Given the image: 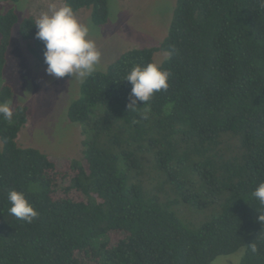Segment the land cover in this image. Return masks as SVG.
Returning a JSON list of instances; mask_svg holds the SVG:
<instances>
[{
	"label": "trees",
	"instance_id": "obj_1",
	"mask_svg": "<svg viewBox=\"0 0 264 264\" xmlns=\"http://www.w3.org/2000/svg\"><path fill=\"white\" fill-rule=\"evenodd\" d=\"M62 1L108 22V0ZM15 24L32 57L72 76L9 9L0 77ZM67 118L82 160L19 147L28 109H0V264H211L242 247L240 264H264V0H175L160 44L89 73ZM180 205L213 213L188 227Z\"/></svg>",
	"mask_w": 264,
	"mask_h": 264
},
{
	"label": "rangeland",
	"instance_id": "obj_2",
	"mask_svg": "<svg viewBox=\"0 0 264 264\" xmlns=\"http://www.w3.org/2000/svg\"><path fill=\"white\" fill-rule=\"evenodd\" d=\"M174 4L175 0H108V22L96 26L90 21L89 10L68 13L62 0H0V14L13 9L19 20L33 17L55 53L74 67L72 76L60 77L49 63H41L27 52L26 43L18 35V24L13 26L0 77V92L9 85L12 95L8 101L0 102V109H28L17 145L35 148L52 158L82 160L84 137L79 124L68 120L67 110L79 98L83 80L91 72L105 71L127 50L157 47L168 32ZM165 58V53L157 52L153 60L159 65ZM161 197H166V193ZM212 213V209L202 212L186 205L178 209L180 219L188 227L202 224ZM244 253L242 247L211 264H240Z\"/></svg>",
	"mask_w": 264,
	"mask_h": 264
}]
</instances>
